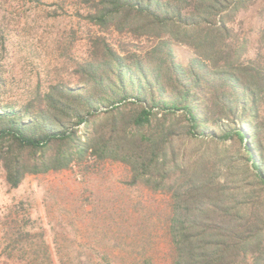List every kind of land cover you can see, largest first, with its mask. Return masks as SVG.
<instances>
[{
    "label": "trees",
    "instance_id": "trees-1",
    "mask_svg": "<svg viewBox=\"0 0 264 264\" xmlns=\"http://www.w3.org/2000/svg\"><path fill=\"white\" fill-rule=\"evenodd\" d=\"M251 1L92 0V11L86 17L99 28L156 38L151 52H164L169 59L171 44L164 35L198 52L186 67L172 60L165 67L167 80L180 84L181 93L170 106L162 99L147 100L142 88L151 93L164 88L161 74L155 71L162 63L154 70L135 61L133 66L125 65L119 54L105 46L104 58L87 64L86 76L92 81L84 92L87 95L80 97L64 88L58 94L36 93L18 107L0 99V171L5 182L16 188L26 175L65 170L87 156L95 162H120L130 172L127 185L141 184L151 191L170 193L173 218L169 230L178 252L171 264H242L247 251L258 250L261 233L258 228L247 231L245 218L233 211L236 204L230 203L233 218L223 216L226 208L213 195L224 192L225 186L214 180L212 170L222 157L219 151H226L225 139L234 132L251 161L248 172L264 184L263 147L256 140L255 121L256 94L262 89L264 75L238 62L245 43L232 44L228 39L235 36L226 24ZM186 73L191 81L182 83ZM200 79L218 80L210 104L204 97L189 98L192 83ZM249 79L256 82V92L248 88ZM226 85L229 92L222 89L216 93ZM128 90L134 95L132 100L122 97L106 109L93 108L91 95L99 92L115 97L126 91L127 96ZM205 100L202 106L198 102ZM234 101L244 102L242 112L236 115ZM178 102L183 103L179 106ZM215 105L220 108L214 109ZM218 111L235 115L240 127L218 139H208L205 123ZM211 143L213 151L209 152ZM204 235L208 238L203 239Z\"/></svg>",
    "mask_w": 264,
    "mask_h": 264
},
{
    "label": "rangeland",
    "instance_id": "rangeland-1",
    "mask_svg": "<svg viewBox=\"0 0 264 264\" xmlns=\"http://www.w3.org/2000/svg\"><path fill=\"white\" fill-rule=\"evenodd\" d=\"M91 4L92 0H0L2 101L18 107L36 93L44 96L66 89L80 97L87 95L84 92L92 82L86 76L87 64L101 61L107 46L125 65L133 66L135 61L154 70L161 62L155 71L161 74L159 81L164 88L152 93L142 88V92L147 100L162 99L170 106L183 87L167 80L165 67L170 60L186 67L198 52L164 35L171 44V59L164 52L153 54L156 38L136 37L112 27L102 29L90 22L86 15L92 11ZM226 24L235 36L228 40L234 45L245 43L238 62L264 75V0H252L239 8ZM190 81L186 73L182 83ZM248 82V88L256 92V82ZM218 85V80L200 79L192 83L189 98L204 97L210 104L216 96L212 90ZM222 89L230 90L226 85L218 87L216 93ZM125 92L115 97L99 92L91 95L96 105L93 108L106 109L122 97L132 100V92L128 90L127 96ZM256 95V140L264 157V84ZM226 96L233 99L235 95ZM198 102L202 106L206 100ZM243 103L233 102L235 115L242 112ZM235 115L218 111L208 119V139H218L240 127ZM230 137L225 139L226 151H219L222 157L212 170L214 180L225 189L215 191L213 197L226 208L225 218L235 216L230 203L236 204L233 211L245 218L247 231L260 230L258 250L247 251L242 264H264V184L248 172L251 161L234 132ZM213 145H209V152ZM262 168L264 172V160ZM129 178L126 165L110 160L95 162L92 156L65 170L26 175L16 188L9 187L0 171V264H171L178 255L169 230L172 197L141 184L127 185Z\"/></svg>",
    "mask_w": 264,
    "mask_h": 264
}]
</instances>
